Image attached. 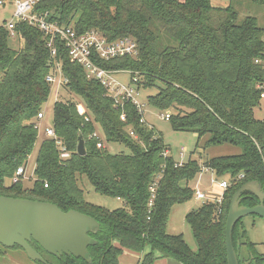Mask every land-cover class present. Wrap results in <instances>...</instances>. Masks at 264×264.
<instances>
[{
	"label": "trees",
	"instance_id": "trees-1",
	"mask_svg": "<svg viewBox=\"0 0 264 264\" xmlns=\"http://www.w3.org/2000/svg\"><path fill=\"white\" fill-rule=\"evenodd\" d=\"M245 2L251 11L264 13V0H230L227 6L211 0H39L34 7L36 13H50L51 21L73 25L79 34L97 30L110 41L132 37L138 46L135 56H95L96 64L129 71L138 90L157 89L148 102L172 110L174 130L195 132L199 140L208 135L203 148L231 144L242 149L203 164L196 159L178 163L144 113L130 100L116 104L100 81L71 61L60 37L54 39L58 51L53 57L51 35L38 26L20 21L14 30L22 45L14 48L8 22L0 25V195L49 201L100 223L89 233L94 241L90 261L72 254L56 256L32 239L30 244L45 260L37 263L120 264L130 252L143 254L137 264H157L159 258L228 264L225 230L232 197L249 181L264 190V119L254 115L264 88V19L253 12L241 18ZM57 61L68 79L66 89L84 103L90 120L79 114L75 100L55 102L53 127L70 157L62 158L55 140L44 138L36 178L26 188L25 172L16 183L13 177L18 168L26 169L36 146V119L48 101L52 86L47 75ZM98 129L101 135L93 136ZM80 138L85 155L78 153ZM100 142L108 146L99 147ZM112 143L124 144L130 152L114 153ZM204 167L226 179L228 187L219 200H207L186 214L197 242L193 250L183 233L168 231V224L172 208L195 197L190 183ZM83 175L98 193L123 199L127 206L110 210L86 200L79 185ZM259 203L250 190L238 198L239 207ZM232 239L240 264L246 262L240 257L243 246L251 264H264V252L249 240L243 218L235 223Z\"/></svg>",
	"mask_w": 264,
	"mask_h": 264
},
{
	"label": "rangeland",
	"instance_id": "rangeland-1",
	"mask_svg": "<svg viewBox=\"0 0 264 264\" xmlns=\"http://www.w3.org/2000/svg\"><path fill=\"white\" fill-rule=\"evenodd\" d=\"M5 4L0 5V25L4 21H10L14 18L15 12V0H4ZM214 5H228L230 0H211ZM244 6L241 9V18L253 12L260 17V20L264 19V13L251 11L249 7L250 4L245 2ZM20 35H17L13 38H10V45L14 48H18L19 45H22V42H19ZM117 77L123 82L131 83V73L126 71L119 73ZM136 87V84H134ZM157 89L152 88L148 90H139V95L137 96L138 101L142 104V111L144 113V120H147V124L150 127H153L158 133H160L165 143L169 147V154L177 162H185L189 159H196L199 163L203 164L207 158L225 155V154H237L242 151L241 147L231 145V144H222L217 146H210L203 148L204 142L209 138L208 135L198 139V134L190 131H176L173 129L170 120L164 119V115L168 110H161L148 102V95L155 94ZM75 100L77 110L79 107H85L84 103L78 101L79 99L75 97L71 92H69L66 87H60L57 84L52 85L48 101L43 105L42 111L44 117L37 120V126L39 127V136L36 143V146L31 154L28 164L26 166L25 175L23 179V186L30 188L33 186L34 180L36 178L35 168H36V159L39 152L40 145L44 138H46V129L53 128L54 126V105L57 100ZM80 104V105H79ZM87 110V109H86ZM172 112V110H169ZM79 112V111H78ZM80 114V113H79ZM81 115V114H80ZM254 115L258 119H264V98H262L261 105L255 109ZM99 135L101 131L97 130ZM104 145H107L104 143ZM109 149L114 153L125 152L129 153L130 149L121 143H112L109 144ZM183 152V155H182ZM221 178H218L212 170H202L193 181H191L190 186L194 190H201L204 192L208 198L206 199H197L193 197L186 203L177 204L172 208L171 216L168 224V230L170 233L179 234L183 233L185 240L193 250H197V242L194 238L192 229L188 222L186 221L185 215L190 210L201 206L204 202L214 201L219 198V195L223 193L222 188L219 186ZM79 185L84 190L85 198L89 202L108 208L110 210L126 207V202L123 199L111 197L98 193L94 186L91 184L86 175H83L79 178ZM243 224L247 230V236L250 241L257 243V250L259 252H264V218L259 215H246L243 217ZM150 250V248H148ZM249 251L243 246L240 250V257L242 260L249 259ZM170 260V259H168ZM178 263V262H176ZM0 264H39L34 260H31L26 253L17 247L5 248L0 247ZM121 264H126V258H121Z\"/></svg>",
	"mask_w": 264,
	"mask_h": 264
},
{
	"label": "water",
	"instance_id": "water-1",
	"mask_svg": "<svg viewBox=\"0 0 264 264\" xmlns=\"http://www.w3.org/2000/svg\"><path fill=\"white\" fill-rule=\"evenodd\" d=\"M78 153L86 154L82 138ZM247 190L253 191L260 203L254 207H239L238 198ZM250 214L264 218V190L256 181L243 184L232 197L225 230L228 264H240L232 230L238 220ZM99 228L100 223L96 218L78 210L64 211L49 201L0 195V243L6 247L21 246L34 261L45 260L30 244L32 239L56 256L72 254L90 261L89 246L94 241L89 233ZM251 262L252 257L245 264Z\"/></svg>",
	"mask_w": 264,
	"mask_h": 264
},
{
	"label": "built area",
	"instance_id": "built-area-1",
	"mask_svg": "<svg viewBox=\"0 0 264 264\" xmlns=\"http://www.w3.org/2000/svg\"><path fill=\"white\" fill-rule=\"evenodd\" d=\"M38 1L39 0H15L14 18L6 24L7 28L10 30L11 37L14 38L17 35V32L14 30L15 26L20 21L27 20L31 24L38 26L46 34L51 35L48 46L51 48L53 57L57 55L58 51L54 43V39L56 37H60L63 41H65L71 61L82 65L89 78H94L100 81L108 90V94L115 99L116 104H123L125 101L130 100L139 108L140 111H142V104L137 99V96L139 95L137 87H135L132 83L126 84L117 77L119 73L126 71H116L102 68L96 64L94 59L95 56H99L105 60L126 55L135 56L138 52L137 42L132 37H124L115 41H110L97 30H91L83 34H79L73 25H62L56 21L49 20L48 17L50 13L48 12L43 14L34 12V7ZM3 4H5V1L0 0V5ZM136 80L137 79L134 78L133 83H135ZM47 81L51 84V86L57 84L60 87H66L68 79L62 73L60 62H55L53 71L47 75ZM261 97L264 98V88L261 93ZM78 111L81 115H84L85 120H90V116L87 114L86 108L78 106ZM170 116L171 112L169 110L162 115L164 119L168 120L170 119ZM43 117V111L39 112L37 118L41 119ZM132 134L134 133L132 132ZM46 135L55 140L62 158L66 159L70 157V152L55 132L54 127L47 128ZM93 136H98V132H95ZM98 146L103 147L104 144L100 142L98 143ZM24 172L25 170L23 167L18 168L15 176L13 177V182H18L20 179L19 176L24 174ZM219 186L225 190L228 187V181L226 179H222L219 182ZM195 196L197 199L208 198V196L201 190H196ZM215 199L219 200L217 198Z\"/></svg>",
	"mask_w": 264,
	"mask_h": 264
},
{
	"label": "crops",
	"instance_id": "crops-1",
	"mask_svg": "<svg viewBox=\"0 0 264 264\" xmlns=\"http://www.w3.org/2000/svg\"><path fill=\"white\" fill-rule=\"evenodd\" d=\"M15 5V4H14ZM226 6V5H224ZM14 16V15H13ZM13 19V18H12ZM11 19V20H12ZM10 20V21H11ZM9 22V21H7ZM22 42V41H20ZM120 80V79H119ZM122 81V80H121ZM123 82V81H122ZM125 83V82H124ZM42 111V110H41ZM145 122L147 123V120L145 119ZM39 129V127H37ZM46 138L48 137L47 135L45 136ZM49 138V137H48ZM183 155V153H182ZM180 164H182L183 162H178ZM208 168H203L202 170H207ZM210 170V169H208ZM26 171V169H25ZM25 175V174H24ZM222 180V179H221ZM222 191L224 192V190L222 189ZM223 193H221V195H219V198L220 199L222 197ZM196 197V196H195ZM217 198V197H215ZM188 213V212H187ZM186 217V215H185ZM169 231V230H168ZM181 233V232H180ZM143 254H134V253H130V252H125L124 255L122 257H125L126 258V264H137L139 260H141ZM121 257V258H122ZM247 261V260H246ZM120 264H121V260H120ZM157 264H180V263H176V261L174 260H168L166 258H159L158 261H157Z\"/></svg>",
	"mask_w": 264,
	"mask_h": 264
}]
</instances>
